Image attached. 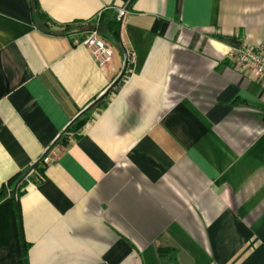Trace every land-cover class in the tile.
Here are the masks:
<instances>
[{"label": "crops", "instance_id": "crops-1", "mask_svg": "<svg viewBox=\"0 0 264 264\" xmlns=\"http://www.w3.org/2000/svg\"><path fill=\"white\" fill-rule=\"evenodd\" d=\"M36 2L48 32L0 0V264H264V90L225 58L264 52V0Z\"/></svg>", "mask_w": 264, "mask_h": 264}, {"label": "built area", "instance_id": "built-area-1", "mask_svg": "<svg viewBox=\"0 0 264 264\" xmlns=\"http://www.w3.org/2000/svg\"><path fill=\"white\" fill-rule=\"evenodd\" d=\"M126 12H119V20L125 16ZM85 48L89 52L92 60L101 68L110 63L112 51L105 42L100 40L96 32L89 35L84 41ZM230 60L231 68L234 72L249 71L255 78H260L264 90V52L263 45L254 47L248 44L240 48L231 49L225 56Z\"/></svg>", "mask_w": 264, "mask_h": 264}, {"label": "trees", "instance_id": "trees-1", "mask_svg": "<svg viewBox=\"0 0 264 264\" xmlns=\"http://www.w3.org/2000/svg\"><path fill=\"white\" fill-rule=\"evenodd\" d=\"M32 19L33 22L44 32H48V21L45 16H43L37 6L36 0H32ZM107 30L109 34V38L112 39L113 41H117L118 38V24L116 23H110L107 26H104L101 24V20L97 21L96 23L92 24L91 26V31H96L97 33H104ZM262 119L264 121V111H262ZM79 122L78 120L71 121L69 124V127L63 132L62 135H60L53 143V147L55 145H64L65 140L64 137L65 135L70 132ZM49 152V150H48ZM47 152V153H48ZM46 155L41 158L39 161L34 163L29 167V169L24 173L20 174L17 177L11 181V186H13L15 189V196H13V213H14V218L17 226L19 225L20 222V213H19V206H18V197L20 195V190L24 187L26 178L32 174V173H38L39 175L41 174V166L44 164ZM6 192L4 190L0 191V201L6 196ZM26 248L27 245L24 243H21V257L23 259V264H25L26 260ZM158 256L160 259H163L169 254V251L166 249H158L157 251Z\"/></svg>", "mask_w": 264, "mask_h": 264}, {"label": "water", "instance_id": "water-1", "mask_svg": "<svg viewBox=\"0 0 264 264\" xmlns=\"http://www.w3.org/2000/svg\"><path fill=\"white\" fill-rule=\"evenodd\" d=\"M124 72H125V69H124V71L122 72V74L120 75V77L117 79V81H115V83L112 85V87L111 88H113L117 83H118V81L122 78V76L124 75ZM106 96V94L103 96V97H105ZM102 97V98H103ZM94 106V105H93ZM91 108V107H90ZM15 189L16 188H14L13 190H12V192H11V194L13 195V196H15Z\"/></svg>", "mask_w": 264, "mask_h": 264}]
</instances>
